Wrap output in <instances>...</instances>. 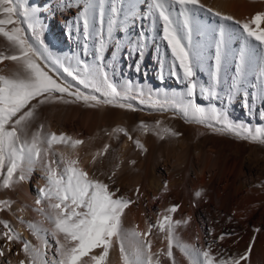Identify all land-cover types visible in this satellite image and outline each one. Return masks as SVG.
Segmentation results:
<instances>
[{"label": "bare ground", "instance_id": "1", "mask_svg": "<svg viewBox=\"0 0 264 264\" xmlns=\"http://www.w3.org/2000/svg\"><path fill=\"white\" fill-rule=\"evenodd\" d=\"M84 2L85 0H27L28 5L39 10L41 39L53 56L72 58L73 62L80 60L87 64L102 65L112 83L122 89L129 84L132 86L130 98L122 102L130 103L135 110L125 111L124 119L128 117L131 119V112L137 111L139 113L137 121L160 119L162 126L151 133L150 128L144 131L140 128L135 129L133 126L128 127L131 121L126 122L127 127H125L122 118L120 123L128 133L126 136L130 135L134 141L139 140L146 150L142 151L136 147L135 150L131 149L133 151L128 152L132 141L128 145L127 142L130 139L126 140V137L117 151V147L115 148V153L98 156L96 154L103 150L99 146L102 144L98 142L95 148L93 143L92 147L87 138L93 132H95L94 135L90 137L99 136L100 128L102 130L114 116V108L106 105L104 112L100 113L95 107H87L84 111L82 110L83 112H79L80 107L76 109L75 105H72L73 108L72 106L61 108L62 110L53 106V111H48L50 116L46 119L43 132H54L57 135L64 133L82 140L83 144L75 150L63 144H55L51 151L57 154V158L54 155L49 159L58 161L61 155L78 156L80 166L88 170L95 179L107 183L111 176L112 182L116 180L119 183L131 170L133 163L130 162L134 160L136 162L135 158L138 159L141 154L148 151L149 154L146 153V156L153 159V164L151 170L146 171L143 183L145 190L148 189L151 194L147 195L149 198L146 197L147 205H144L142 201L145 200H142L137 209L132 206L125 209L123 223L126 229L147 231L148 223L155 224L157 216L162 215L159 214V210L158 214L157 212L155 214L154 209L157 205L164 212L170 206L178 204L179 207L172 216L174 220L188 221L186 225L178 229L184 242L194 244L201 249L211 243L213 254L220 253L225 259L243 255L251 244L249 259L242 260L240 264H264V144L240 139L228 132L213 131L193 122L186 128L178 129L177 127L182 135L179 139L180 146L174 147L172 141L164 144L157 133L163 135L165 119L168 120L173 114L179 115V113L171 109L164 112L153 110L148 106V97L152 95L155 99L157 96L163 98L166 95L179 100L186 91L187 82L167 42L162 39V22L158 21L153 26L152 17L147 15L151 0H116L120 11L116 15L117 23L111 37L108 34V18L113 0H104L105 15L101 20L97 7L93 25L96 31L87 41L83 37V21L77 20L79 13L84 10ZM96 2L98 3V0ZM199 3L204 5V9L193 13L196 30L193 31L191 45L193 52L197 55L193 77L197 88L191 99L201 107H215L221 110L230 121L236 124H243L252 129L264 128V116L261 115L264 113V100L257 98L255 104L251 102V93L258 92L259 88V85L257 88L252 87L253 84H258V81L251 69H249L251 74L245 78L246 82L239 85L240 90L232 95L231 99L229 98L233 77L237 74L236 65L241 48V40L237 33L234 32L232 38L226 43L219 83L215 88L218 97H208L200 91L201 88H208L213 84L216 40L219 39V25L222 22L219 17L213 16L206 9L211 8L214 12L230 15L234 20L250 22L255 14L264 12V0H199ZM142 6L146 7L145 11H142ZM176 8L175 6V10ZM223 23L230 24L232 28L239 27L230 21ZM250 27L256 28V24L250 23ZM260 28H264V20L260 22ZM101 34L107 43L103 48L102 59L97 60L96 46ZM141 34H143L142 42L145 45L142 52L133 50L132 47L141 39ZM253 43L258 42L253 41ZM185 44H188L187 40ZM259 54L257 50V58ZM65 62L67 63V60ZM3 65L0 64V68H4ZM10 66L11 69L13 65ZM174 71L175 74H173ZM5 73H8L7 69ZM72 83L75 85L74 81ZM76 87H80L83 92H89L82 86L76 85ZM138 91L143 92V97L137 95ZM245 91L248 92L247 97L244 95ZM94 94L100 96L99 93ZM141 99L145 103H141ZM47 104L43 105L45 110L52 107L48 108ZM54 109L61 111L57 112ZM36 115L39 116V114ZM182 120H184L183 117L181 122ZM36 122L31 123L30 128L35 129ZM148 123L146 125L150 126ZM97 127H100L99 130L96 129ZM32 131L34 130H29V133ZM118 137L116 135L112 145L119 141ZM98 141H100L99 138ZM207 143L216 146L217 150H213L214 152L211 151L212 149L206 150ZM247 151L249 153L245 155ZM94 155L96 160L93 163ZM162 162L164 165L162 164L160 168ZM117 165H119L118 169ZM113 172H115L114 176ZM44 184L43 171L37 166L28 179L17 183L12 192L4 195V199L0 198L13 201L10 208L0 210V220L7 221L15 232L20 233L22 240L30 241L33 245L39 242L26 224L20 223V219L22 218L25 222L42 219L33 209L40 207L35 204V199ZM44 206L46 207V204ZM183 211L187 214L184 215ZM44 226L48 227L46 223ZM4 231L6 229L0 224V233ZM153 231L149 236L153 242L152 251L166 249V241L162 239L163 234ZM222 235L224 238L220 239ZM49 241L53 246L55 245L51 237ZM0 249L4 253L0 256V264H18L19 260L25 259L21 250L22 243L19 241L8 242L6 239H0ZM96 251L98 253L99 250ZM173 251L178 264H188L179 250L174 248ZM51 254L50 252L49 255ZM165 263L170 264L167 259H163V264ZM109 264H120L118 248L110 251Z\"/></svg>", "mask_w": 264, "mask_h": 264}, {"label": "snow or ice", "instance_id": "2", "mask_svg": "<svg viewBox=\"0 0 264 264\" xmlns=\"http://www.w3.org/2000/svg\"><path fill=\"white\" fill-rule=\"evenodd\" d=\"M177 5L179 12L175 10ZM97 7L102 20L105 15L104 0H98V3L96 0H85L84 10L77 17L78 21H83L85 41L96 31L93 25ZM202 9L204 5L200 4L199 0H151L147 15L152 17L153 26L158 21L162 22V39L167 42L175 61L183 70L187 88L179 100L166 95L154 99L149 95L148 106L161 112L171 109L182 114L186 122L264 144V128L252 129L243 124H236L221 110L215 107H201L191 99L197 88L193 79L197 55L191 45L193 31L196 30L193 13ZM38 11L36 7L28 5L27 0H0V37L7 42L11 53L0 51V62L12 61L15 64V68L7 74V66L0 68V189H11L13 185L28 179L37 166L42 169L45 179V184L39 189L35 199V204L40 207L33 209L42 219L35 222L20 219V223L26 224L39 242L37 245L22 240L20 233L15 232L7 221L0 220V224L6 229L0 233V239L22 243L21 250L25 259L19 260L18 264H109L110 251L114 248L119 250L120 264H163V259H167L170 264H178L174 248L187 259L188 264H240L242 260H248L251 244L243 255L225 259L220 253L213 254L211 243L201 249L184 242L178 229L188 221L174 220L172 216L178 205L165 209L162 215L157 216L155 224L148 223L147 231L126 229L123 223L125 209L134 201L117 195L119 189L113 191L109 184L92 178L88 171L80 166L78 156L61 155L58 161L49 159L55 155L51 151L54 144H63L75 150L83 141L64 133H44L42 125L29 133L30 124L39 105L82 100L88 107L112 105L133 109L130 103L122 102L130 98L132 86L129 84L122 89L112 83L102 65L87 64L80 60L73 62L72 58L53 56L41 39L42 27ZM119 11L116 0H113L108 18L109 37L117 23L116 15ZM206 11L219 17L222 22L219 25V39L216 40L213 84L208 88H201V93L208 97H218L215 88L219 83L226 43L235 32L241 40V48L236 65L237 74L233 77L229 98L240 90L239 85L246 82L245 78L251 74V69L258 81V84H253L252 87L257 88L259 85L258 92L251 93V102L255 104L257 98L264 100V28H260L264 12L255 14L250 22H242L234 20L230 15L214 12L211 8ZM225 21L233 22L239 27L232 28L230 24L223 23ZM250 23H255L256 28H251ZM143 39L141 34V39L132 46L133 50L142 52L145 46ZM106 43L101 34L96 46L97 60L102 59ZM257 50L260 53L258 58ZM76 85L88 89L89 92L81 91ZM57 93L60 95L57 96ZM94 93H99L100 96ZM65 95L74 97V100L64 99ZM137 95L143 97V92L138 91ZM244 95L247 97L248 92L245 91ZM141 103L145 101L141 99ZM261 115L264 116V113ZM160 125L161 122L156 121V127L159 128ZM139 128L148 131L150 126L141 122ZM112 131L128 135L124 128L118 127ZM163 132L171 136L179 135L170 128H164ZM157 135L161 139L164 138L159 132ZM128 138L132 139L130 135ZM134 143L138 149L146 150L139 140ZM108 148L109 145L105 144L103 150L96 155L103 156ZM96 155L93 156V163ZM116 167L118 169L119 165ZM112 175L114 176L115 172ZM111 178L110 176L109 179ZM12 203L11 200H0V210L10 208ZM45 223L48 227L44 226ZM153 229L163 234L166 249L152 251L153 242L149 236ZM49 237L55 241L54 246ZM223 238L222 235L220 239ZM96 250H99L98 253ZM3 254L0 249V256Z\"/></svg>", "mask_w": 264, "mask_h": 264}, {"label": "rangeland", "instance_id": "3", "mask_svg": "<svg viewBox=\"0 0 264 264\" xmlns=\"http://www.w3.org/2000/svg\"><path fill=\"white\" fill-rule=\"evenodd\" d=\"M148 1V0H147ZM177 8H176V12H179V8H178V5L176 6ZM145 9H146V7H143L142 6V11H145ZM6 27H11V26H6ZM137 28V27H136ZM136 33H138V30H136ZM0 51H6L8 54H11L10 53V51H9V45L7 44V42L1 37L0 38ZM3 63H4V65H3ZM0 64H2L3 66H4V68H5V65L7 66L6 68H5V70L7 69L8 70V72L10 71V70H13L15 67V64H14V62H12V61H3V62H0ZM10 65H13V67L10 69ZM10 69V70H9ZM57 96L58 95H60V94H56ZM64 99H68V100H74V97H68L67 95H65V97H64ZM57 105V106H55V105ZM44 104H42V105H39L38 107H37V109H36V114H39V116L38 115H35V118L32 120V122L31 123H33V122H36L35 123V127L33 126V124H32V127L33 128H35V129H32V128H30L31 127V125H30V129L29 130H34V131H36L37 129H39L40 128V126L42 125V126H44L45 124H46V119L48 118V116H50V114H49V112L51 111H53V109L52 108H54V107H56V108H62V109H65V108H71V106L72 105H75V107L74 108H76V109H78L79 107V112H83L88 106H86L85 104H84V102L81 100V101H78V102H74V103H63V102H50V103H48L47 105H48V108H50V106H52L50 109H48V110H45V108H44V106H43ZM54 106V107H53ZM112 106V105H111ZM39 107H41V108H39ZM113 108H114V116L112 117V119H111V121L105 126V127H103L102 128V130H101V128L100 127H97L96 129L97 130H99L98 128H100V132H98L99 134V136H97V135H95L94 136V138H92V137H90V136H93L94 135V133L95 132H93V133H91L89 136H88V138H87V141L88 142H91V145H92V147L94 146L95 148H96V145H98L97 143L99 142V143H101L102 145H99L100 146V148H104V145L106 144V142H107V145H110L109 146V148H108V150H107V152H105L104 153V155L105 154H107V155H110V154H113V153H115L117 150H118V148L120 147V144H122V142H123V140L126 138V140H128L129 138H128V136H126V135H124L123 133H113V129L114 128H124L125 129V127H127L126 125H125V123L126 122H128V121H131V122H129V124H128V127H131V126H133V128H135V129H138L139 128V125L141 124V122H139V121H137L138 120V118H139V113L137 112V111H132L131 113H132V117H131V119L128 117L127 119L125 118L124 119V116H125V111H129V109L128 108H120V107H115V106H112ZM72 108H73V106H72ZM57 110V109H54V111H56L57 110V112L58 111H61V110ZM81 109V110H80ZM95 109L98 111V112H104V110L106 109V105H99V106H96L95 107ZM83 110V111H82ZM45 111V112H44ZM49 111V112H48ZM48 112V113H47ZM41 115V116H40ZM37 117V118H36ZM115 117V118H114ZM116 117H118V118H116ZM183 116H182V114H173V116L170 118V119H165V124L163 123V128H162V132H163V129L164 128H172V130L174 131V132H177V133H179V135H177V136H171V135H168V136H166L167 134L166 133H164L163 132V136H164V138H163V143L165 144V143H167V144H169V143H171V141H172V143H173V145H174V147H178V146H180L179 144H180V138L182 137V135L180 134V132H178V130H177V127H178V129H182V128H186V127H188V126H190V124H191V122H186L185 121V119L184 120H182V122H181V118H182ZM120 118H121V121H119L120 120ZM122 118L124 119V126H122ZM39 121H38V120ZM130 119V120H129ZM117 120V121H116ZM145 120V122H149L150 123V132L151 133H154L156 130H158L161 126H162V121L160 120V119H157V120H152V119H144ZM147 120V121H146ZM156 121H160L161 122V125H160V127L159 128H157L156 127ZM169 121V122H168ZM121 122V123H120ZM135 122V123H134ZM137 122V123H136ZM145 122H143L144 124H147V123H145ZM180 122H181V124H180ZM134 123V124H133ZM148 123V124H149ZM119 124V125H118ZM133 124V125H132ZM184 124V125H183ZM173 125H174V127H173ZM135 126V127H134ZM185 126V127H184ZM176 127V128H175ZM93 134V135H92ZM97 134V133H96ZM114 135V136H113ZM116 135L117 136H119L118 137V139H119V141L117 140V143L115 144V145H112V142L115 140V137H116ZM120 136H122V137H120ZM91 138V139H90ZM98 138H99V140L100 141H98ZM93 139H94V141H93ZM104 139V140H103ZM113 139V140H112ZM108 140V141H107ZM175 140H176V142L178 141V143H176L175 142ZM102 141V142H101ZM103 141H105V142H103ZM132 141V142H131ZM134 140L133 139H131V140H128V142H127V144L129 145V142H131L130 143V147H132V148H130L129 146V151L128 152H131V151H133V150H135L136 149V144L133 142ZM110 144H109V143ZM93 143H95L94 145H93ZM132 143H133V146H132ZM55 145V144H54ZM54 145H53V147H54ZM53 147H52V149H53ZM117 147V148H116ZM94 148V149H95ZM115 148H116V151H115ZM69 149V148H68ZM67 149V150H68ZM127 149V148H126ZM131 149H133V150H131ZM205 149L206 150H211V151H213V150H217V148H216V146L214 147L212 144H210V143H207V144H205ZM111 150V151H110ZM128 150V149H127ZM126 150V151H127ZM109 152H111V153H109ZM127 152V154H129ZM214 152V151H213ZM55 153V152H54ZM147 154H149L148 153V151L146 152ZM146 153H143V154H141V157H139L138 159L137 158H135L136 159V162H135V160H134V162L135 163H133L132 165H131V170L128 172V174L126 175V177H122V181L121 182H117L116 180H113V182H112V180L111 179H108L106 182H107V184H109L110 185V187H111V189L113 190V191H115L116 189H119V192L117 193V195H123V196H125V197H127L128 199H130V200H132V201H134V203H132V204H130L129 206L131 207H133L134 209H137L138 208V205H139V202L140 201H142V200H145V201H142L143 203H144V205H147L148 204V199L147 198H149V196H150V192L148 191V189H146L145 190V186H144V179H145V175H146V171H150L151 170V166H152V164H153V159H151L149 156H146ZM248 151L246 152V154L245 155H248ZM145 156V157H144ZM55 157L57 158V154L55 153ZM147 160H145V159ZM57 160V159H56ZM138 161V162H137ZM146 161V162H145ZM148 163H149V165H148ZM161 164V165H160ZM159 165L161 166L160 168H162V164L164 165V163L162 162V163H160ZM133 166V167H132ZM136 166V167H135ZM88 171V170H87ZM141 172V173H140ZM142 174V175H141ZM91 176V175H90ZM96 176V175H95ZM92 178H95V177H93V176H91ZM140 177H142V179L140 178ZM126 179V180H125ZM136 181V182H135ZM115 182V183H114ZM112 183V184H111ZM123 183V184H122ZM120 184H122V186L120 185ZM16 185L17 184H15V185H13V187H16ZM13 187L11 188V189H0V198H2V199H4L3 197H4V195H6L7 193H10V192H12V189H13ZM136 187V188H135ZM143 188V189H142ZM123 189V190H122ZM137 189H139V191L137 192ZM8 192H7V191ZM124 190H125V192H124ZM146 191V192H145ZM127 192V193H126ZM130 192H131V194H130ZM125 193V194H124ZM132 193H134V194H132ZM145 193V194H144ZM142 194H143V196H142ZM147 195H149V196H147ZM147 197V198H146ZM2 199H0V200H2ZM135 199V200H134ZM137 200V202H135ZM134 205V206H133ZM174 205H178V204H174ZM137 206V207H136ZM129 208V207H128ZM160 207L157 205L156 206V208L154 209V211H155V214H156V212H157V214H158V212H159V214H163L164 212L163 211H161L160 209H159ZM159 210V211H158ZM183 213H184V215L185 214H187V212H185V211H183ZM173 214V213H172ZM154 230V229H153ZM156 230V232H158V230L157 229H155ZM155 230L153 231V232H155ZM155 232V233H156ZM166 264V263H165Z\"/></svg>", "mask_w": 264, "mask_h": 264}]
</instances>
